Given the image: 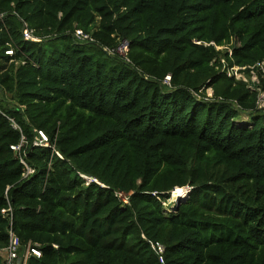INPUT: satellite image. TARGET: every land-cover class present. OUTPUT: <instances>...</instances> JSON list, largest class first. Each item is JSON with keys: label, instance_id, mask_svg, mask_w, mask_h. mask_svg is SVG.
<instances>
[{"label": "trees", "instance_id": "obj_1", "mask_svg": "<svg viewBox=\"0 0 264 264\" xmlns=\"http://www.w3.org/2000/svg\"><path fill=\"white\" fill-rule=\"evenodd\" d=\"M0 13V264L8 228L20 253L38 244L25 264H264V106L226 73L264 60V0H0Z\"/></svg>", "mask_w": 264, "mask_h": 264}, {"label": "built area", "instance_id": "obj_2", "mask_svg": "<svg viewBox=\"0 0 264 264\" xmlns=\"http://www.w3.org/2000/svg\"><path fill=\"white\" fill-rule=\"evenodd\" d=\"M2 13H0V19L2 18ZM22 21V28H21V35L22 38L25 40H39V37L34 33V29L29 27L27 22L23 19ZM73 35L80 40H92L93 38L89 35V33L84 32L80 28H75L73 31ZM220 48L219 46H217ZM128 48L127 41H122L119 45L113 49L117 53L124 54L126 53ZM5 53L11 55L13 53L12 48H7L4 50ZM246 65L238 66L234 65L228 67L226 70L227 75H234L236 78H241L244 81H249L251 84H255V89L258 90L257 100L256 103L258 106H264V90L260 89L259 87V77L264 80V60L257 61L252 65H248L250 75L247 76L241 70H244ZM259 75V76H258ZM169 79V75L165 76V80ZM250 85V84H249ZM252 86V85H250ZM40 138L37 141H34L35 144H42L45 145L47 143V138L45 134L41 131H38ZM13 149H17L18 146L12 145ZM26 171L30 172L32 169L26 166ZM117 196L124 202L128 203V197L126 193H122L121 191L116 192ZM1 213L3 216H11V208H2ZM152 250L157 254L158 259L162 262L163 261V254H164V246L159 241H149ZM5 251L4 263L5 264H25L26 258L28 255L33 254L36 256L40 255V251L38 249V244L28 242L25 245L23 253H20L21 250V243L18 236L14 233L11 228H8V243L7 245L2 248Z\"/></svg>", "mask_w": 264, "mask_h": 264}, {"label": "bare ground", "instance_id": "obj_3", "mask_svg": "<svg viewBox=\"0 0 264 264\" xmlns=\"http://www.w3.org/2000/svg\"><path fill=\"white\" fill-rule=\"evenodd\" d=\"M182 189H184V188H180V187L175 188V189L172 191L171 195H172V196H174V195H176V196H182V195H184V191H183ZM184 190H185V189H184ZM180 198H181V197H180Z\"/></svg>", "mask_w": 264, "mask_h": 264}, {"label": "rangeland", "instance_id": "obj_4", "mask_svg": "<svg viewBox=\"0 0 264 264\" xmlns=\"http://www.w3.org/2000/svg\"><path fill=\"white\" fill-rule=\"evenodd\" d=\"M220 48H224L225 46H219ZM206 93H208V94H211V90H210V88H207L206 89ZM183 191H184V189H182ZM171 193H172V191H171ZM170 196H172L171 194H170ZM169 201H171V198L167 201V202H169ZM165 204H166V202H165Z\"/></svg>", "mask_w": 264, "mask_h": 264}, {"label": "water", "instance_id": "obj_5", "mask_svg": "<svg viewBox=\"0 0 264 264\" xmlns=\"http://www.w3.org/2000/svg\"><path fill=\"white\" fill-rule=\"evenodd\" d=\"M83 177H85V178H87V179H89V180H91L93 177H90V175L89 174H84L83 175ZM171 198L172 199H176L177 198V196L176 195H174V196H171Z\"/></svg>", "mask_w": 264, "mask_h": 264}, {"label": "clouds", "instance_id": "obj_6", "mask_svg": "<svg viewBox=\"0 0 264 264\" xmlns=\"http://www.w3.org/2000/svg\"><path fill=\"white\" fill-rule=\"evenodd\" d=\"M87 179V178H86ZM87 180H89V179H87ZM173 191V190H172ZM172 199V198H171Z\"/></svg>", "mask_w": 264, "mask_h": 264}]
</instances>
